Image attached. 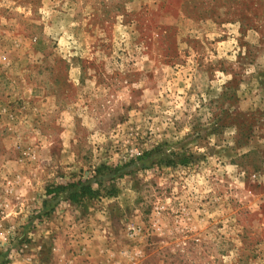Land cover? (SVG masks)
<instances>
[{
  "label": "rangeland",
  "instance_id": "374dc122",
  "mask_svg": "<svg viewBox=\"0 0 264 264\" xmlns=\"http://www.w3.org/2000/svg\"><path fill=\"white\" fill-rule=\"evenodd\" d=\"M0 264H264V0H0Z\"/></svg>",
  "mask_w": 264,
  "mask_h": 264
},
{
  "label": "trees",
  "instance_id": "16d2710c",
  "mask_svg": "<svg viewBox=\"0 0 264 264\" xmlns=\"http://www.w3.org/2000/svg\"><path fill=\"white\" fill-rule=\"evenodd\" d=\"M85 191H87L89 193L91 192L90 188H86Z\"/></svg>",
  "mask_w": 264,
  "mask_h": 264
}]
</instances>
